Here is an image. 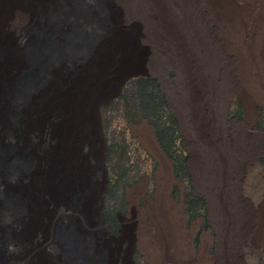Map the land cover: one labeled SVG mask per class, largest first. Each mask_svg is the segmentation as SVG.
<instances>
[{"label":"rangeland","instance_id":"1","mask_svg":"<svg viewBox=\"0 0 264 264\" xmlns=\"http://www.w3.org/2000/svg\"><path fill=\"white\" fill-rule=\"evenodd\" d=\"M249 1L264 5V0ZM50 2L52 4L47 2L43 5L45 15L36 18L48 30L62 26L66 18L62 14L56 16L55 11L61 7V2ZM197 2L205 6V22L209 26L205 34L196 36V42L205 45V61L201 63L205 74L213 72L214 59L219 56L226 91L229 57L236 56L238 61L237 80L242 94L226 96L227 121L245 122L251 118L257 128L264 130V106L258 102L264 91V77L257 70H250L247 76L243 66L246 39L238 22V12L245 0ZM74 6L79 19L94 22L98 29L105 30L111 25L110 20L103 16L100 2L88 10ZM117 21L107 37L111 49L102 56L107 72L97 76L95 82L96 87L110 79L112 84L96 103V136L91 127L71 123L67 118L60 119L53 110L50 112L48 101L43 97L46 82L43 77H34V82L28 83L32 86L27 118L23 123L15 122L5 144L0 145V152L15 164L16 176L21 178L19 186L14 183V194L20 193L29 210L19 232L25 242L21 255L23 263L150 264L135 242L137 234L143 232L141 207L145 208L147 198L154 200L160 164L143 144L144 134L150 131L169 160L174 179L169 187L173 204H168L166 224L161 234L152 238L158 251L156 264H231L229 246L240 233L237 222L240 214L239 211L232 213L227 210V191L223 188L219 194L218 222L213 219V189L209 187L212 174L209 165L203 168L201 189L196 151L186 138L174 93L179 75L172 68L163 76L158 75L149 64L150 45L137 35L133 24L120 19ZM27 34L32 41L39 37L37 28L32 25L27 28ZM256 34L257 37L249 44L253 52L258 51L261 44L260 34ZM98 35L78 34L83 55L86 54L84 49L88 50L98 41ZM21 51L33 65V47L24 44ZM123 75L130 76V79L120 89L119 96L112 99ZM142 78L150 80L137 82ZM226 128H230L229 123ZM256 161L264 170V149ZM55 174L59 175L60 183L53 188L51 182ZM143 183L145 196L138 195L136 205L131 204L130 190ZM93 194L98 199L103 198V225L97 216V208L94 212L91 204ZM60 198L68 199L73 207L67 208L62 203L53 207L54 200ZM221 205L222 208L219 207ZM176 206L181 209L180 215L174 211ZM231 214L235 215L230 217ZM145 219H149L146 214ZM64 233L69 235L71 243H79L89 250L90 255H74L72 248L61 241ZM219 237L223 246L220 245V255L217 247ZM238 254L240 264H246L249 256L255 263L264 264L262 252L248 243H240ZM187 256L191 257L188 263L183 261Z\"/></svg>","mask_w":264,"mask_h":264},{"label":"bare ground","instance_id":"2","mask_svg":"<svg viewBox=\"0 0 264 264\" xmlns=\"http://www.w3.org/2000/svg\"><path fill=\"white\" fill-rule=\"evenodd\" d=\"M50 1L0 0V145L5 144L13 124L23 123L27 116L32 86L28 83L31 84L34 77H43L46 82L43 97L48 101L50 112L53 110L60 119L67 118L71 123L91 127L96 136V103L112 87L111 79L97 87L95 83L97 76L100 77L108 69L102 58L111 49L107 37L114 30L117 19L133 24L138 31L137 35L150 45L149 64L152 69L163 76L165 71L172 68L179 75L174 93L186 138L196 151L201 189L205 171L203 168L209 165L212 174L213 180L209 187L213 189V219L218 222L219 194L223 188L227 191V210L232 213L239 211L237 222L240 233L233 245L229 246L231 264H240V243L250 244L264 256V170L256 161L264 149V130L257 128L255 120L251 118L245 122H228L226 119V96L242 94L237 80L238 61L236 56L229 57L226 91L223 88L224 72L219 56L214 59L213 72L205 74L201 65L205 61V45L196 42L197 34H205L209 28L205 22V6L197 0H59L61 7L55 12L56 16L62 14L66 17L64 24L48 30L36 18L45 15L43 5L47 2L52 4ZM97 2L102 4L103 16L111 23L105 30L98 29L94 22L79 19L75 13L74 5L88 10ZM238 13V22L241 23L246 39L243 66L248 72L247 76L250 70H257L264 77V5L245 0ZM30 25L35 26L39 32V37L33 41L27 34ZM80 32L99 34L94 45L88 50L83 48L85 55L81 53L78 38ZM256 33L260 34L261 44L258 51L253 52L249 44ZM24 44L34 49L33 65L28 63L21 51ZM129 79L130 76H121L112 99L119 96L120 89ZM259 98L258 102L264 106V91ZM227 123L230 124L229 129L226 128ZM151 134L150 131L144 134L143 144L160 164L156 173L154 200L147 198L145 208L141 207L143 232L137 234L135 242L150 264H156L158 251L152 238L158 237L166 224L168 204H173L169 187L174 179L169 160ZM5 156L0 152V264H24L21 255L25 250V242L19 232L26 222L24 219L28 215V207L19 196L20 193L14 194V183L19 186L21 178L16 176L15 164ZM59 183L60 177L55 174L51 186L56 188ZM138 195L145 196V183L130 190L131 204L136 205L135 198ZM58 203L67 208L73 207L66 198L54 200L51 205L55 207ZM91 204L94 212L98 211L97 216L102 224L103 198L98 199L93 194ZM219 207L222 208V205ZM174 211L181 214L178 206ZM231 215L233 217L235 214ZM220 239L217 238L219 255L223 247ZM61 241L66 247L72 248L74 255H90L83 245L71 243L66 233ZM183 261L188 263L191 257L187 256ZM246 264L258 263L249 256Z\"/></svg>","mask_w":264,"mask_h":264},{"label":"trees","instance_id":"3","mask_svg":"<svg viewBox=\"0 0 264 264\" xmlns=\"http://www.w3.org/2000/svg\"><path fill=\"white\" fill-rule=\"evenodd\" d=\"M148 80H150V78H142V79L138 80L137 82L143 83V82H147ZM159 139L162 142V144L165 146V143H163V139L161 138V136H159Z\"/></svg>","mask_w":264,"mask_h":264}]
</instances>
